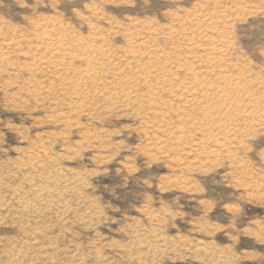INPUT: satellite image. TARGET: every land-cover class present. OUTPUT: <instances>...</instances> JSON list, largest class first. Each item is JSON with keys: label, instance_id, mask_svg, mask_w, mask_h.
I'll use <instances>...</instances> for the list:
<instances>
[{"label": "rangeland", "instance_id": "obj_1", "mask_svg": "<svg viewBox=\"0 0 264 264\" xmlns=\"http://www.w3.org/2000/svg\"><path fill=\"white\" fill-rule=\"evenodd\" d=\"M0 264H264V0H0Z\"/></svg>", "mask_w": 264, "mask_h": 264}, {"label": "bare ground", "instance_id": "obj_2", "mask_svg": "<svg viewBox=\"0 0 264 264\" xmlns=\"http://www.w3.org/2000/svg\"><path fill=\"white\" fill-rule=\"evenodd\" d=\"M88 69H89V68H88ZM91 69H92V68H91ZM91 71H92V70H91ZM92 72H93V71H92ZM92 74H95V73H92ZM95 75H96V74H95ZM92 76H94V75H92ZM92 76H90V77H92ZM90 77H89V78H90ZM95 77H96V76H95ZM89 78H88V79H89ZM86 80H87V79H86ZM92 81H93V80H92ZM227 86H228V85H227ZM227 86H225V88H228ZM225 88H224V89H225ZM81 89H82V88H81ZM212 89H213V88H212ZM188 90H189V89H188ZM222 90H223V89H222ZM212 92H213V91H212ZM219 92H220V91H219ZM223 92H224V91H223ZM213 93H214V92H213ZM116 96H117V95H116ZM223 96H225V95L223 94ZM119 97H120V96H119ZM221 97H222V96H221ZM192 99H193V98H192ZM223 99H224V98H223ZM227 99H228V98H227ZM227 99H226L225 101H227ZM217 100H218V99H217ZM228 101H229V100H228ZM228 101H227V102H228ZM217 102H218V101H217ZM232 102H234V101H232ZM222 103H223V102H222ZM222 103H221V104H222ZM225 103H226V102H225ZM235 104H236V103H235ZM219 105H220V104L218 103V106H219ZM228 105H229V104H228ZM237 105H238V103H237ZM168 106H169V105H168ZM234 106H235V105H234ZM151 107H152V106H151ZM219 107H220V106H219ZM232 107H233L232 104L229 105V109L232 110ZM166 108H167V107H166ZM209 108H210V107H209ZM220 108H221V107H220ZM223 108H224V106H223ZM225 108H226V106H225ZM233 108H234V107H233ZM235 108H236V107H235ZM241 108H242V107H241ZM237 109H238V107L236 108V110H237ZM239 109H240V107H239ZM204 110H205V109H204ZM226 110H227L226 112L228 113V107H227ZM205 111H206V110H205ZM210 111H211V110H210ZM216 111H217V110H216ZM223 111H224V110H223ZM226 112H225L224 114H226ZM230 112H231V111H230ZM230 112H229V113H230ZM234 112H235V111H234ZM234 112H233V113H234ZM246 112H247V111H246ZM246 112H245V113H246ZM230 114H231V113H230ZM248 114H250V113H248ZM209 115H210V114H209ZM225 119H226V118H225ZM228 120H229V119H228ZM220 121H221V120H220ZM226 122H227V121H226ZM219 123H220V122H219ZM255 123H256V122H255ZM257 124H258V123H257ZM219 125H221V123H220ZM223 125H224V124H223ZM258 125H259V124H258ZM215 126H216V125H215ZM215 126H214V127H215ZM227 127H228V126H227ZM219 128H220V127H219ZM216 129H217V128H216ZM218 130H219V129H218ZM227 130H228V129H227ZM225 131H226V130H225ZM225 131H223V132H225ZM220 132H221V131H220ZM234 132H235V131H234ZM217 134H218V133H217ZM227 140H228V139H227Z\"/></svg>", "mask_w": 264, "mask_h": 264}]
</instances>
